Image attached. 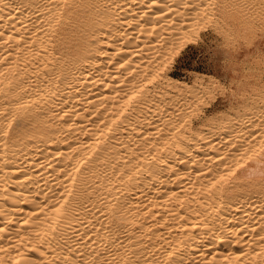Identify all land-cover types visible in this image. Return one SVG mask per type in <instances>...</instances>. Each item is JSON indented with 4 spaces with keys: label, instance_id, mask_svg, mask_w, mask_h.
<instances>
[{
    "label": "bare ground",
    "instance_id": "6f19581e",
    "mask_svg": "<svg viewBox=\"0 0 264 264\" xmlns=\"http://www.w3.org/2000/svg\"><path fill=\"white\" fill-rule=\"evenodd\" d=\"M225 7L0 0V264H264V98L170 74Z\"/></svg>",
    "mask_w": 264,
    "mask_h": 264
},
{
    "label": "rangeland",
    "instance_id": "374dc122",
    "mask_svg": "<svg viewBox=\"0 0 264 264\" xmlns=\"http://www.w3.org/2000/svg\"><path fill=\"white\" fill-rule=\"evenodd\" d=\"M233 1L225 0L222 27H217L215 18L207 19L203 28L200 23L193 30L192 40L189 37L177 43L175 60L170 65V74L185 82L204 80L192 111L200 121L214 112L243 109L256 99L264 98V0Z\"/></svg>",
    "mask_w": 264,
    "mask_h": 264
}]
</instances>
